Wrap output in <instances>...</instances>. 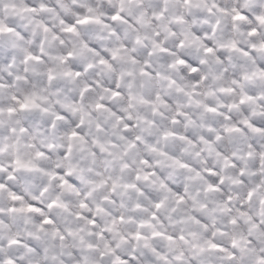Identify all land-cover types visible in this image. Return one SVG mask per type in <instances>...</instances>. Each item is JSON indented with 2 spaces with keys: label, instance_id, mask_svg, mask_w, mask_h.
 <instances>
[{
  "label": "clouds",
  "instance_id": "obj_1",
  "mask_svg": "<svg viewBox=\"0 0 264 264\" xmlns=\"http://www.w3.org/2000/svg\"><path fill=\"white\" fill-rule=\"evenodd\" d=\"M0 264H264V0H0Z\"/></svg>",
  "mask_w": 264,
  "mask_h": 264
}]
</instances>
